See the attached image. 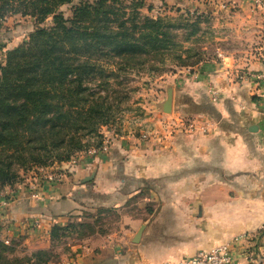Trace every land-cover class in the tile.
Here are the masks:
<instances>
[{
    "label": "crops",
    "instance_id": "0c3cea01",
    "mask_svg": "<svg viewBox=\"0 0 264 264\" xmlns=\"http://www.w3.org/2000/svg\"><path fill=\"white\" fill-rule=\"evenodd\" d=\"M149 1L153 8L174 3L180 11L188 3L191 13L206 8L245 41L264 31V4L254 7L253 0ZM254 53L217 50L179 70L172 87L159 90L163 101L171 91L174 120L152 139L115 137L107 151L83 162L57 163L64 168L60 181L33 173L39 198L22 181L1 190V198L12 200L0 210V239L13 238L15 250L19 242L48 248L52 225L81 220L89 209L121 208L118 226L85 232L49 264H179L223 242L231 243L236 264H264V126L251 75L263 60ZM189 117L198 121L192 130L177 121ZM132 200H154V208L140 202L139 214L130 213ZM238 236L244 237L234 241Z\"/></svg>",
    "mask_w": 264,
    "mask_h": 264
},
{
    "label": "trees",
    "instance_id": "16d2710c",
    "mask_svg": "<svg viewBox=\"0 0 264 264\" xmlns=\"http://www.w3.org/2000/svg\"><path fill=\"white\" fill-rule=\"evenodd\" d=\"M72 1L0 0V17L20 12L38 24L0 62V189L19 170L65 162L87 147L84 137L127 99L130 71L158 72L167 58L180 66L201 60L178 50L201 29L198 15L190 20L195 11L178 20L142 12L152 9L146 0H77L66 17L60 7ZM47 17L51 24L41 25ZM68 226L52 225L51 244ZM14 250L0 239V264H26ZM51 253L38 248L25 260L48 264Z\"/></svg>",
    "mask_w": 264,
    "mask_h": 264
},
{
    "label": "rangeland",
    "instance_id": "374dc122",
    "mask_svg": "<svg viewBox=\"0 0 264 264\" xmlns=\"http://www.w3.org/2000/svg\"><path fill=\"white\" fill-rule=\"evenodd\" d=\"M75 3H77V0H73L68 4H63L60 7L64 16L69 17L71 15V7ZM146 3L152 4L149 0H146ZM187 4L188 3L182 6L184 10H187V8L190 7V5ZM155 5L157 6H154L155 8H153L152 4L153 10H148L146 7H142L141 11L154 17L159 15L164 18H174L178 20H182V17H186L184 11L178 12L176 10L179 6L174 3L162 2ZM157 9L159 10V13H155ZM201 9L199 13L195 12L196 14L190 17V20H194L196 15L199 16L201 29L194 35H191L189 40L182 41L178 46V50H180L182 55H191L189 56V59L193 61L199 56L201 59H209L217 53V50H224L226 52L235 51L236 54L240 56L245 55L246 52L251 55L255 54L254 52H256L258 46L261 44V34L259 36H254V41H245V37L240 32L237 33L233 31V33H229L226 25L222 26L217 18L209 16V10L206 8ZM50 24L51 17H47L44 22L41 23V25ZM37 25L38 24L35 22L33 16L27 14L23 15L20 12L10 11L0 17V62H3L8 50H11L27 40L29 33L33 31ZM178 34V39H182L184 31L181 30ZM250 43L251 46H249ZM246 49L249 50L246 51ZM190 67L191 66H180L176 61L167 58L162 65L161 70L158 72L147 71L145 69H135L130 71L127 74V80H125L127 81L126 88L128 89L127 99L123 100L119 106H114V108H112V116L109 117L107 123L98 126V134H90L84 137L83 141L88 142L89 145L87 144V147L77 151L78 154H82V157L78 159L76 164L83 162L88 158L87 154L83 155L84 151L89 147H97L98 141H100L101 144L102 141H111L115 137L138 138L141 133H146L148 135L147 140H150L161 133V130L164 128L166 129L165 126L171 122L173 117L170 111H164L162 109L161 104L163 99H160L159 90H161L165 84L172 87L174 78L181 75L179 70ZM37 166L45 165L37 164L26 170H19L17 178L12 182L5 184L0 189V192H7L8 189L12 190V186L16 181H22L28 191L31 183L34 184L35 182L33 180L31 181V178L32 174L37 172ZM4 199L5 198H1L0 196V205ZM132 201H129L127 204V211L130 213L139 214L140 202H142L143 206L145 203L150 211L154 208V200L146 202L140 200ZM2 209L4 208L0 207V210ZM120 215L121 208L106 210L89 209L82 212V219L73 218L67 222L69 223V226L64 229L60 233V236L55 238L50 247H48L52 250L48 262H59L61 258L60 256L63 253L67 254L68 251L70 252L71 246L79 243L81 241L79 240L80 237H82L85 232L92 233L95 231H105L107 228L115 226L116 224L118 226ZM1 240H8V243L6 244H15V242L12 241L13 238H4ZM16 244H18V246L12 255H14L16 259L18 258L17 262L23 260L27 264L28 262L25 259L34 249L30 250L28 246L22 245L20 242Z\"/></svg>",
    "mask_w": 264,
    "mask_h": 264
},
{
    "label": "built area",
    "instance_id": "2783aa9c",
    "mask_svg": "<svg viewBox=\"0 0 264 264\" xmlns=\"http://www.w3.org/2000/svg\"><path fill=\"white\" fill-rule=\"evenodd\" d=\"M253 6H261L264 4V0H253L252 2ZM259 57L263 60L262 68L257 71L254 74H251L254 78V82L256 83V92L258 96L260 97V101L262 104V108L260 111V116L263 120V126H264V31L261 34V44L258 46V49L256 50ZM247 75H250V72L245 71ZM243 72L242 75L245 74ZM173 118L169 124H172ZM177 121H180L182 125L187 128L188 130H192L197 126L198 121H196L193 117H189L187 119H177ZM201 128L204 130L205 127L202 125ZM264 129V128H263ZM148 135L146 133H141L139 136V139L141 141L147 140ZM109 140H104L97 147L94 148H87L86 151H84V154H87L88 157L95 154L97 151H107L109 148ZM82 154H78L77 152L70 157L69 160L66 162L68 163V166L75 165L78 161V159ZM58 162L53 161L49 163L47 166H37L36 170L39 174H45V178L47 177L50 180L53 181H60L63 178L64 170L63 167L60 165H56ZM28 193L33 198H39L40 197V191L37 188L36 184H32L29 186ZM1 196V195H0ZM12 200V196L7 197L6 199L2 200V204L0 205L1 208L7 207L9 202ZM33 225L38 226V222L33 220ZM244 236H238L234 241H236L239 238H242ZM5 243H8V240H4ZM233 247L231 246V243L229 242H223L220 244H217L216 246H213L209 249H200L197 250L194 254L185 256L182 258L179 262V264H236V257L233 252Z\"/></svg>",
    "mask_w": 264,
    "mask_h": 264
},
{
    "label": "water",
    "instance_id": "95a60500",
    "mask_svg": "<svg viewBox=\"0 0 264 264\" xmlns=\"http://www.w3.org/2000/svg\"><path fill=\"white\" fill-rule=\"evenodd\" d=\"M161 105L164 111H170V106H171V91L170 90L167 91V96L164 99V101H162ZM138 234H139V231L137 232V236Z\"/></svg>",
    "mask_w": 264,
    "mask_h": 264
}]
</instances>
